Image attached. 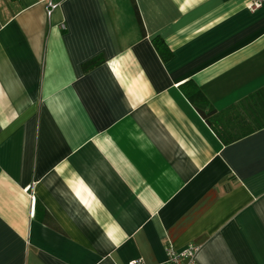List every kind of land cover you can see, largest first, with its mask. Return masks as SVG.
<instances>
[{"label":"crops","instance_id":"0c3cea01","mask_svg":"<svg viewBox=\"0 0 264 264\" xmlns=\"http://www.w3.org/2000/svg\"><path fill=\"white\" fill-rule=\"evenodd\" d=\"M57 1L0 0V264H264V127L220 137L254 119L264 0Z\"/></svg>","mask_w":264,"mask_h":264},{"label":"trees","instance_id":"16d2710c","mask_svg":"<svg viewBox=\"0 0 264 264\" xmlns=\"http://www.w3.org/2000/svg\"><path fill=\"white\" fill-rule=\"evenodd\" d=\"M96 61V59L86 61L83 64V68L87 70L93 67L97 63ZM190 99L192 101L199 102V105H197V107L203 117L208 121V123H210L209 119L211 116H213L215 120H219L223 116L221 114L223 112H217L212 106L208 105L206 98L199 90H196L190 97ZM244 102L251 105L250 114L252 115V117H254L253 122L251 125H249L243 117H237L233 121H229L228 119L227 123L223 124V127L235 126L240 129V132L226 135L230 136V138H227L225 135L220 134V137H222L225 143H229L234 139H238L248 133H251L254 130L264 127V87H261L260 89L249 94L246 98H244Z\"/></svg>","mask_w":264,"mask_h":264},{"label":"built area","instance_id":"2783aa9c","mask_svg":"<svg viewBox=\"0 0 264 264\" xmlns=\"http://www.w3.org/2000/svg\"><path fill=\"white\" fill-rule=\"evenodd\" d=\"M46 4V16L49 18L54 10L58 7L59 2L57 0H45ZM259 2H254L253 7H258ZM197 252V246L193 244H187L184 248L177 250L168 246L165 250V261L160 264H196L195 256ZM128 264H146L141 258H134L130 260Z\"/></svg>","mask_w":264,"mask_h":264},{"label":"rangeland","instance_id":"374dc122","mask_svg":"<svg viewBox=\"0 0 264 264\" xmlns=\"http://www.w3.org/2000/svg\"><path fill=\"white\" fill-rule=\"evenodd\" d=\"M195 260H196V258H195ZM197 264V263H196Z\"/></svg>","mask_w":264,"mask_h":264}]
</instances>
